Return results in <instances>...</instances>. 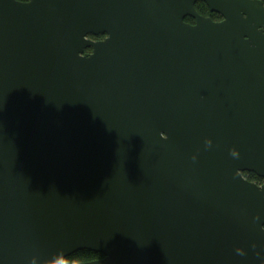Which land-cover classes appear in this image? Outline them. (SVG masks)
<instances>
[{
  "label": "water",
  "instance_id": "95a60500",
  "mask_svg": "<svg viewBox=\"0 0 264 264\" xmlns=\"http://www.w3.org/2000/svg\"><path fill=\"white\" fill-rule=\"evenodd\" d=\"M0 264H264L262 0H0Z\"/></svg>",
  "mask_w": 264,
  "mask_h": 264
},
{
  "label": "trees",
  "instance_id": "16d2710c",
  "mask_svg": "<svg viewBox=\"0 0 264 264\" xmlns=\"http://www.w3.org/2000/svg\"><path fill=\"white\" fill-rule=\"evenodd\" d=\"M262 1L264 3V0H262ZM195 7H196V10L201 15L208 16L213 21L222 19L221 15L219 13L210 11L209 7L207 6V4L205 2L198 1L196 3ZM185 21H187L189 23H193V19L190 17H186ZM244 175L248 178V180H250L254 183L255 182L262 183L263 182V178L258 176L256 173L245 171ZM103 257L104 256L98 252H93V251L84 249L82 251L74 252L72 255L68 256L64 261L72 262V263H74V262H85V261H93L95 259H100Z\"/></svg>",
  "mask_w": 264,
  "mask_h": 264
},
{
  "label": "flooded vegetation",
  "instance_id": "af4514ba",
  "mask_svg": "<svg viewBox=\"0 0 264 264\" xmlns=\"http://www.w3.org/2000/svg\"><path fill=\"white\" fill-rule=\"evenodd\" d=\"M193 24H194V21H193ZM86 38H88L89 40H92L93 42H97V41L105 40L107 38V35L102 34V33H99L96 35L89 33V34H87ZM93 51H94V49H92V47H86V49L83 52V55L84 56L91 55L93 53Z\"/></svg>",
  "mask_w": 264,
  "mask_h": 264
}]
</instances>
